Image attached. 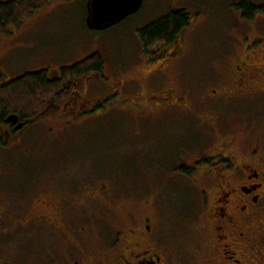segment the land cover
<instances>
[{
  "label": "rangeland",
  "instance_id": "obj_1",
  "mask_svg": "<svg viewBox=\"0 0 264 264\" xmlns=\"http://www.w3.org/2000/svg\"><path fill=\"white\" fill-rule=\"evenodd\" d=\"M173 1L194 10L190 20L194 22L183 37L182 59L161 77H168L166 81L176 85L185 103H191L197 118L189 117L188 111H181L183 113L177 118L172 112H164L165 109L153 113L165 115L161 117L162 124H157L155 118L147 123L140 120L141 110H133L126 112L127 116L114 112L106 117L107 121L91 122L90 127L84 124L62 127L58 123L50 130L44 127V122L36 120L21 140L0 144V179L35 173L44 186L49 184L51 174L57 173V177H51L56 179L64 178L58 176L59 173L68 172L74 175L68 179L92 181L96 178L104 182L105 194L118 202L117 211L114 212L115 208L112 211L105 209L106 212L99 214V220L88 222L85 219L88 228L81 237L91 244L96 240L98 229L102 230L108 224L121 226L120 211L124 206L141 213L145 211L141 203L151 197L154 210L160 215L161 230L168 238L166 240H174L176 243L171 244L182 249L180 259L183 264H201L191 255L198 235L194 224L201 204L199 188L193 184L192 178L166 171V162L163 164L159 160L172 154L176 144L174 140L177 141L178 136L188 138L191 131L188 118H194L191 125L196 131L197 145H201L198 138L203 134L202 140L211 147L214 138H209L223 134L207 132L205 127H201L205 123L199 119L203 118L201 115H208L214 107L226 116L236 114L242 122L237 126L228 122V127L224 121L221 122V129L228 135H234L239 143L249 137L253 142L257 135L264 136V131L254 130L260 123L252 120L264 118V99L228 105L226 108L224 105L212 106L203 96L204 91L217 84L212 62L222 61V69L227 68L241 46L258 45L264 41V0H144L141 9L107 26H90L87 23L85 12L90 0H49L18 25H10L6 33H0V73L13 76L27 71L47 70L97 51L103 59L104 76L113 77L118 70H125L123 76L127 78L134 76L136 66L140 64L138 58L144 54L136 28L155 18L156 13L166 12ZM247 11L251 17H241ZM222 53L226 55L224 59ZM95 82L99 81L94 79ZM153 86L150 84L149 87L155 89L157 85ZM106 90V87L98 85L91 92ZM178 108L185 109L183 106ZM231 109L235 113L230 112ZM145 124L152 126L147 129ZM143 131H148V136ZM56 142L70 152L76 150V157L79 158L68 161L64 154L60 163L52 161L54 155L50 154L48 145L52 143L55 146ZM182 157H185L183 153L177 156L179 161L185 162ZM53 187H60V184L54 182ZM10 189H15L13 183ZM9 191L0 184V205L5 202ZM62 230L44 226L20 227L5 236L1 235L0 257L7 259L0 264H63L67 259L63 257Z\"/></svg>",
  "mask_w": 264,
  "mask_h": 264
},
{
  "label": "flooded vegetation",
  "instance_id": "obj_2",
  "mask_svg": "<svg viewBox=\"0 0 264 264\" xmlns=\"http://www.w3.org/2000/svg\"><path fill=\"white\" fill-rule=\"evenodd\" d=\"M143 1L138 9H141ZM177 10L187 14L188 24L179 29L169 44L153 41L144 46L140 39L144 54L138 58L140 64L136 66L134 76H123L125 70H118L113 77L104 76L103 70L102 76L94 70L86 75L64 70V66H71L74 62L55 65L47 70L44 68L51 81L50 90L37 99L39 109L35 114L27 116L12 110L3 111L0 107V144L21 140L36 120L44 122V127L50 130L51 126L59 124L62 127L73 124L90 127L89 123L101 119L107 121L114 112L127 116L126 112L133 110H141L140 120L147 123L155 118L157 124H162L161 117L165 115L156 114L165 109L164 112H172L177 118L184 111H188L189 117L197 118L191 103H185L176 85L166 81L168 77H161L182 59L183 37L194 22L190 20L195 11L173 1L166 12L156 13L155 18L138 26L135 32L139 37L140 28ZM222 56L224 59L226 55L222 53ZM212 64L217 84L203 93L212 106L224 105L227 108L228 105L264 99V41L258 45L241 46L227 68L222 69V61ZM140 74L143 76H138ZM94 79L99 81L95 82L97 85L93 83ZM7 81L5 77L1 84ZM150 84L157 86L151 89ZM98 85L107 90L91 92ZM182 106L185 109L178 108ZM229 111L235 113L232 109ZM10 113L17 114L18 120L9 121ZM208 113L201 115L203 118L199 120L205 123L201 127L213 134H223L209 138H214L211 147L202 140L203 134L198 138L201 145H197L196 131L191 125L194 118H188L191 129L188 138L178 136L177 141L174 140L176 144L172 154L159 160L163 164L166 162V171L192 178L193 184L199 188L201 204L194 224L198 235L191 255L201 264H264V136L257 135L253 142L249 137L239 143L234 135H228L221 129L222 121L227 127L228 122L235 126L242 123L236 114L226 116L217 112L215 107ZM252 120L260 123L254 130L264 131V118ZM150 126L145 124L147 129ZM244 127L248 128L247 125ZM143 132L148 136V131ZM191 148L198 150L183 151ZM48 149L54 155L51 159L55 163H60L64 154L68 161L79 158L75 147L70 152L56 142L55 146L49 143ZM180 153L185 155L182 157L185 162L177 158ZM55 175L57 173L51 174L49 184L44 186L35 173L0 179V184L11 190L0 205V236L20 227L62 228L63 257L67 259L63 264H183L180 259L182 249L171 244L174 240H166L168 238L161 230L160 215L154 210L151 197L141 203L145 210L141 213L123 205L121 226L108 224L106 228L98 229L96 240L91 244L81 237L89 220H99V214L106 212L105 209L112 211L115 208L116 212L118 202L105 194L106 185L96 178L92 181L68 179L74 175L66 172L58 174L64 178L52 179L57 177ZM54 182L60 187H53ZM12 183L15 189H10ZM72 228H76L74 232L70 231ZM6 259L0 257V261Z\"/></svg>",
  "mask_w": 264,
  "mask_h": 264
},
{
  "label": "trees",
  "instance_id": "obj_3",
  "mask_svg": "<svg viewBox=\"0 0 264 264\" xmlns=\"http://www.w3.org/2000/svg\"><path fill=\"white\" fill-rule=\"evenodd\" d=\"M49 0H0V33H6L11 25H18L26 16L37 8L48 3ZM244 6V4H242ZM247 6L249 4L247 2ZM250 12L242 13V17L249 19ZM188 16L182 10L170 11L161 19L143 26L138 31L139 39L143 45L152 44L153 41L163 44L171 43L179 29L188 24ZM65 71L86 75L96 71L102 76L103 59L101 54L93 51L87 56L74 61L71 66H64ZM63 68H61L63 70ZM70 74V73H69ZM7 77L8 81L1 84ZM50 79L46 70L27 71L20 75H5L0 73V107L3 111L12 110L20 114L32 116L39 109V100L50 90Z\"/></svg>",
  "mask_w": 264,
  "mask_h": 264
},
{
  "label": "water",
  "instance_id": "obj_4",
  "mask_svg": "<svg viewBox=\"0 0 264 264\" xmlns=\"http://www.w3.org/2000/svg\"><path fill=\"white\" fill-rule=\"evenodd\" d=\"M142 0H90L87 5V23L91 25H110L138 10ZM9 121L18 120V115L10 113Z\"/></svg>",
  "mask_w": 264,
  "mask_h": 264
}]
</instances>
